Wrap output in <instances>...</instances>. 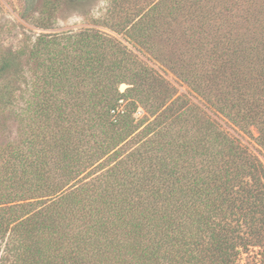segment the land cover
I'll return each instance as SVG.
<instances>
[{"label":"trees","instance_id":"1","mask_svg":"<svg viewBox=\"0 0 264 264\" xmlns=\"http://www.w3.org/2000/svg\"><path fill=\"white\" fill-rule=\"evenodd\" d=\"M147 5L108 26L264 152V0ZM23 50L0 54V111L25 103L0 147V264H264L249 147L112 34L40 33L29 81Z\"/></svg>","mask_w":264,"mask_h":264},{"label":"rangeland","instance_id":"2","mask_svg":"<svg viewBox=\"0 0 264 264\" xmlns=\"http://www.w3.org/2000/svg\"><path fill=\"white\" fill-rule=\"evenodd\" d=\"M26 1L0 0V54L2 52L16 53L24 49L21 52L25 54L23 73L27 75L28 81L35 68V64L28 58L29 48L40 33L65 34L93 30L112 34L126 44L138 59L161 73L176 88L177 95H186L192 102L199 104L237 142L249 147L264 164V152L257 144L258 133L254 128L247 134L239 131L222 115L210 108L202 98L194 94L168 68L155 61L148 53L134 48L122 34L108 26L109 22L115 24L111 20L112 16L117 15L118 20H128L133 13H137L145 6L147 8V3L152 0H29L32 2L29 6L34 3L33 10L29 12H26ZM121 4L127 9L121 11L119 8ZM126 87L127 84H123L121 89L124 90ZM24 106L25 103L21 100L16 106L0 111V147L20 138V114ZM142 110L143 114L139 119L145 114L144 108ZM244 263L243 261L241 264Z\"/></svg>","mask_w":264,"mask_h":264},{"label":"built area","instance_id":"3","mask_svg":"<svg viewBox=\"0 0 264 264\" xmlns=\"http://www.w3.org/2000/svg\"><path fill=\"white\" fill-rule=\"evenodd\" d=\"M142 114H143V110L142 108L139 107L138 110L135 112V116L136 118H139L142 116Z\"/></svg>","mask_w":264,"mask_h":264}]
</instances>
